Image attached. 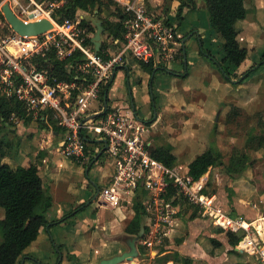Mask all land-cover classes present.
<instances>
[{"label": "built area", "instance_id": "2783aa9c", "mask_svg": "<svg viewBox=\"0 0 264 264\" xmlns=\"http://www.w3.org/2000/svg\"><path fill=\"white\" fill-rule=\"evenodd\" d=\"M118 1L129 14L124 40L113 41L115 49L96 51L89 12L70 14V0H0V96L20 102L34 119L48 120L51 114L65 131L60 151L69 158L84 162L88 136L99 142L96 151L111 161L113 173L99 188L97 203L117 206L138 199L148 219L146 244H161L176 232L187 202L215 227L243 231L237 248L264 259L259 224L224 211L207 192L206 173L195 179L157 160L152 126L131 107L105 103L102 91L115 68L130 61L166 67L184 46L177 22L151 11L144 0ZM6 3L25 23L48 19L52 27L38 35L19 34L5 17ZM56 61L66 78L59 77ZM11 118L19 119L16 113Z\"/></svg>", "mask_w": 264, "mask_h": 264}, {"label": "rangeland", "instance_id": "374dc122", "mask_svg": "<svg viewBox=\"0 0 264 264\" xmlns=\"http://www.w3.org/2000/svg\"><path fill=\"white\" fill-rule=\"evenodd\" d=\"M172 1L173 0H164V3L161 6L154 7L149 3L150 1L148 2V0H146L148 7L151 11L161 13V15H164L166 18H169V20L172 19L179 24V20H177L176 17L178 15L180 0H175L174 2ZM203 2L204 1L202 0H198V4L194 9H197L198 6H200L201 8H199L196 13L192 15L191 18H187L184 22H181L182 24L179 26V30L181 32H186V28L191 27L193 24H195L197 29H195L194 32L198 31V33L200 34L198 35V33H195L192 37L191 34H193V32L189 34L190 39H187L186 58V60H188L189 62V66L188 64L184 63V68L181 71L182 73H184L185 69L187 68V72L189 73L187 84H189V86L193 88V90L191 91V96L195 97L200 96V94H202L204 95V97L200 98L199 100L203 99L206 102L209 101L215 103L222 99L223 101L220 105V108L218 109L220 110L222 107H224V104L228 99H232L235 95L246 91L247 87L251 86L252 82H254L256 78L264 77V60H262V56L259 54L264 51V7L261 8L258 5L259 1L257 0L248 1L246 5L248 8H252V10L248 9L246 19L239 20L236 24V26L243 33H245L247 37H252L253 39V42L250 43L249 41L248 44L250 54L245 61L247 64L243 68V70H246L247 68L250 69L255 66L254 70L248 76H245L243 74L239 76L233 75L232 79L229 82H224L220 84V78H223L224 74L220 71L217 60L222 57L221 50L218 49L222 42V38L219 36H215L212 32V27L209 21V12L207 6H205V2L204 4ZM117 3L122 9L124 8L123 4L119 2ZM188 8L190 7H186L184 11ZM89 18L90 22H92V26H96L94 19H100L102 21L104 19H108L113 22H118L119 14L116 9V6L111 5L110 8L104 9L102 14H99V12H89ZM248 20L254 21V27H248V25L246 24ZM94 34L92 33V37L94 36ZM201 36H203L204 40V49L208 51L210 50L211 55H209L207 52L202 51V43H200L201 41L199 40V37ZM101 40L102 44L104 42L111 49H115L114 43L107 38L106 30H104V32L102 33ZM180 58L181 56L179 57V59ZM183 61H185L184 58ZM185 65H187V67H185ZM160 74H165V76L171 75L170 73L163 71L158 73V75ZM123 76L124 70L119 69L115 78L116 90L113 92V94H115L118 99L122 100L125 96H127L128 92V82L123 79ZM133 79L134 74H132L131 78L129 79L131 80V83L133 82ZM164 82H166V80H164ZM163 89L166 90V88ZM146 92V89L144 87H141V92L138 93V96H146ZM258 98L259 93L257 92L256 84H254V111H249L248 109L239 106L243 108L245 112L241 113L240 116L237 117L235 122L228 123L227 114L230 112L232 106H237L235 104H230V109L228 113L225 117H222L223 120L219 122L217 129L215 130L213 128L211 130L212 132H210L207 136V142L199 139V147L193 150L190 149L191 146L188 145V142H185V144L188 146V150L184 152V145L183 154H181L179 150L177 151L178 157L175 161V165H177V167L182 171L183 168L181 165L184 162L186 163L187 161H191L199 152H202L207 145L209 147L214 142L213 140H215L217 145L222 149L225 157V162H228L232 152V148L234 146L244 147L247 136L251 132H254L256 134L261 133L262 127L260 125V118L264 120V92L261 94L260 99ZM145 100L147 102V98H145ZM259 101L260 103H258ZM146 102H144L143 100H138V105L140 107L138 109V114L142 119H147L149 117V119L151 120L150 122L152 123L154 122L153 109L151 108L150 113H148L147 111L149 110V107H147L148 104ZM258 104L261 105L259 107H256ZM177 115H180V113L171 115L172 122L174 120L173 116ZM49 116H51L52 119L55 120V118L51 114ZM165 116L166 115H164V118ZM178 118H175V120ZM39 119L40 118H33V120L29 122V124H26L25 122L21 123L22 126H25L30 130H32L33 128L40 130L53 129L52 122L48 121L49 119L46 120V124L44 125V127L39 124ZM12 121L15 125L19 124L16 118H13ZM165 122H170V120L168 118H166L164 122L162 120L160 125L158 124L157 129L155 130L158 131L160 128H168V125ZM163 123L165 124L163 125ZM221 125L222 129H220ZM178 127L179 126L175 121V132L178 130ZM24 130L26 129L23 128L22 131L24 132ZM155 130L152 128L151 138L153 139V144L155 146L160 144H166L165 136L163 135L161 137V135L155 133ZM60 132L63 136L64 131L60 129ZM18 136V133L13 134L10 131H8L7 133V137L10 138L12 142H14L13 148L7 150L11 157L15 156V154L18 155L20 153L19 149L21 148L17 146L16 150ZM33 137V131H26L25 135H23L22 139H24L26 142V145H23L25 146V148L30 147V142L33 140ZM55 145L57 146V144ZM96 148L97 147H95L94 152H97ZM248 153L252 160V165L247 169V173L244 172L245 174H242L243 177L247 175V178L241 179L242 183L240 186L242 187V189L239 195L236 194L234 189L230 186L231 178L224 173L223 167L221 166H218L216 170V172H218L217 175L219 176V179L216 180V182H212L210 180L208 183L207 190H209V193H217V202L219 201L218 205L220 207L222 205V207L231 215L237 214L236 209L234 208L232 203L233 198L245 197L247 203L244 204V214L247 220H251L256 218L257 215L255 217H250L248 215L249 212H254V210L262 213L264 212V178L262 179L258 177L260 174L259 171L263 172L262 174L264 177V150H261L257 153L254 150H249ZM257 154L263 157H259V155ZM87 157L88 158L86 160V163L84 165H80V162L74 159L57 155L55 158V167L58 172L53 173L56 174V176L52 175L51 180L53 181L54 179H57L59 181H64L68 183V185L70 184L71 188L76 192H80V196L85 197L87 202L92 201L86 207L88 213L90 212L92 214V221L100 219L97 223L92 222V234L94 235L95 233V236L92 239L93 247L96 248L97 251L102 248L101 251L104 254H108L109 252L119 247L122 249L118 250L116 254H120L123 251L129 249L127 240L137 235H131L124 230L126 222L124 224L123 222L118 221L113 222L114 216H112V211H104L105 209H110V207L106 208L105 205L97 203V188H101L104 182L107 181H103V174L107 172V168L102 167L104 168L103 170H100L99 168H101V166L103 165L105 166V164L107 165L105 167H108L109 164H111V161L108 160L105 156H103L100 158V161L95 166H93L90 171H88V173H84V170H87V167L91 162L92 148L89 149ZM84 166L85 169L83 168ZM215 173L213 174V176H216ZM242 176L239 177L243 178ZM87 182L89 183L87 184ZM254 186L257 189H255ZM183 208L186 212L185 214L189 217L181 216V218L184 219L182 222H180V225L177 227L176 232L173 233L171 236L166 237L161 244H146L145 240L147 237L145 233L142 237L138 238L137 245L139 255L137 258H135L138 264H168L170 262L165 263L163 261L165 258L164 256L166 254H174L180 252L183 255H188L192 247L200 249V245H202L210 253H214V250L220 251L218 256L215 257L216 262L220 264H230V261H233L235 263L241 261L247 264H264V259L260 258L259 255L250 254L246 251H242L240 248H238L240 254L229 251L228 255L230 259L228 261H222L223 258L226 257L225 251L223 250L222 241L224 240L228 244L225 232H219L218 228H216L207 217L201 215L199 209L195 212L196 217H193L192 212L194 211L195 207H191L189 203L184 202ZM0 212L4 214V209L2 207H0ZM49 212H53V209ZM71 231V229L65 231V233L68 235V239H73L75 237L73 232ZM42 234L46 236V241L43 242L42 245H38L37 243H35L36 245L32 247L35 256H32L30 258L34 261L31 263V260L27 259V264H47L48 262H45L43 257L47 258V261L49 262L54 261L55 263H57L60 261L61 253L59 248H56V243L58 244V238L55 237L56 231H46ZM213 239L221 242V245L217 246L216 244H214V242L212 241ZM2 240L3 232L0 229V245L2 243ZM111 241H114V243H112ZM117 241L120 244L117 243ZM104 242H108L106 243L107 247L105 248H103ZM67 243L70 244L71 241L67 240ZM228 248H230L231 250L232 247L228 244ZM73 260L76 263L78 261L77 259ZM124 263L130 264V262L128 261H124L120 264ZM199 264L209 263L200 259Z\"/></svg>", "mask_w": 264, "mask_h": 264}, {"label": "crops", "instance_id": "0c3cea01", "mask_svg": "<svg viewBox=\"0 0 264 264\" xmlns=\"http://www.w3.org/2000/svg\"><path fill=\"white\" fill-rule=\"evenodd\" d=\"M116 1L121 3L118 0H116ZM144 1L146 2V0H144ZM174 1L175 0H173L172 2H174ZM202 1L205 2V0H202ZM248 1H250V0H247L246 3ZM257 1H259L258 5L261 8L264 7V0H257ZM148 2L154 7H159L164 3V0H148ZM176 2H178V1H176ZM204 2H203V4H204ZM195 3L197 5L198 0H195ZM146 4H147V2H146ZM205 6H206V3H205ZM199 8H201V7L198 6L197 9L188 8L187 10H185L183 13L184 20L182 22H184L187 18H191L192 15H194ZM246 9H247V14H248V9L252 10V8L251 9L248 8L247 5H246ZM246 17H247V15H246ZM209 21H210V15H209ZM246 24L248 25V27L249 26L254 27V25H255L254 21H251V20H248V22ZM195 29H197V27L195 26V24H193L191 27L186 28V32H181L179 30V35H180V37H182L183 45H184V47H183V52H184L183 58H184V60H185V58H187V39L188 40L190 39V36H189L190 33L193 32V34H191V37L195 33H198V31L194 32ZM212 32L214 33L215 36H219L222 38V36L220 34L216 33L213 28H212ZM198 35H200V34L198 33ZM205 39H206V37H205ZM199 40L204 41L203 36L199 37ZM239 41H240V44L242 46L247 47L248 56H249L250 50H249L248 44H249V41H250V43L253 42L252 37H247L246 34L240 30ZM223 42H224V40L222 38V42L218 48L219 50H221L222 56L224 55ZM259 54L263 57L264 51H262ZM245 61L240 66H237L234 68V70H233L234 74H237V76H239L249 69V68H247L246 70H243V68L247 64ZM184 63H185V61H183V59L178 58V59L170 62V64L168 66H166L168 69L173 70L176 75H172V76L166 75V76H168V77H166L165 74H160V75H158V73L156 74L155 79H154V90H153V92L155 94V101H154V97L151 93L150 86H149L150 75L141 68L140 64L137 61H130V63L125 68H122V70H124L123 79H125L126 82L131 84V91H132L133 96H134L133 99H134V104L136 107L135 109H133L130 98H129V93H128L129 89L127 92V96H125L123 100L118 99V97L115 96V94H113V92L116 90V87H115L116 76L114 78V83H113V85L110 88L109 93H108L109 105L115 106V107H118L121 109H126L128 107H131L132 110L134 111V113L139 118H140V116L138 114V109L140 107L138 105V100H143L144 102H146L145 98H147L146 103L148 104L147 107H149V110L147 112L150 113L151 108L153 109L154 122L151 123L150 122L151 120L149 119V117L147 119H142V118H140V119L149 123L154 130L157 129V125L158 124L160 125L162 120L164 122V120L166 118H168L170 120V122H165L168 125V128L167 127L166 128H160L158 131L155 130L156 131L155 133H157L158 135H161V137L163 135L165 136L166 143H170L173 147V153L176 155V160L178 157L177 151L179 150L180 153L183 154L184 145H185L184 152L186 150H188V146L185 144V142H188V145L191 146L190 149H192V150L199 147L198 146L199 139L207 142V140H208L207 136L209 135L210 132H212L211 130L215 127V125L217 124V126H218L219 122L221 120H223L222 117L226 116V114L228 113V111L230 109V104L242 106V107L248 109L249 111L250 110L254 111V84H256L257 92L259 93L258 99H260L261 94L264 92V77L263 78L258 77L254 80V82H252L251 86L247 87L246 91H244L243 93H240L238 95H235L232 99H228L225 102L224 107H222L220 110H218L220 108L222 101H223L222 99H220L219 101H217L215 103V102H209V101L206 102L203 99L199 100L200 98L204 97V95H202V94H200V96H195V97L191 96V91L193 90V88L191 86H189V84H187L189 73L186 77L178 76V74L182 73L181 70H183V68H184ZM249 63H250V61H249ZM187 64L189 66L188 60H187ZM170 65H171V67H170ZM132 74H134V79L132 80L133 85L131 83V80H129L131 78ZM116 75H117V73H116ZM164 80H166V82H164ZM229 81L230 80H228L224 76H223V78H220V84H222L224 82L226 83ZM141 87L142 88L144 87L146 89V91H147L146 96H140V97L138 96V93L141 92ZM220 87H221V85H220ZM163 88H166V90H164ZM258 103H260V101ZM260 105L261 104H258L256 107H259ZM176 113H180V115L173 116L174 120L172 122V120H171L172 116L171 115L176 114ZM164 115H166L165 118H164ZM175 118H178V119L175 120ZM17 121L19 124L12 127V130L14 132H11V133H13V134L18 133V135H19L17 138L16 150H17V146L19 148H21V149H19L20 153L18 155L15 154V156H12V157L10 156V154H8L4 158H1L0 161L2 163H8L14 168H16L19 165L27 166L29 164V162H31V161H34L38 164L40 176L42 177L46 187L48 188V190H49V192L53 198V207H52L53 212H49L47 214V217L51 222L64 217L65 215L69 214L73 210H76V214L73 217H71L69 221L59 223V224H51L50 226H47L46 228L42 229L38 238L30 246H28V248L25 250V252H24L25 255L20 259L18 264H27L28 263L27 259H30L32 256H35L34 251L32 249V247H34L36 245L35 243H37L38 245H42V243L46 241V236L43 235L42 233H44L46 231L52 232L53 230L56 231L55 237L58 238V245L62 246L61 250L59 249L60 253H61V258H60L59 262L55 263L54 261L49 262V261H47V258L40 256V257H43L45 262H48L47 264H54V263L55 264H97L101 259L115 255L116 252L122 248L118 247L117 249H114L113 251L109 252L108 254H104L101 251L102 248L99 251H97V249L94 248L92 245V239L95 236V233H94V235L92 234V222L97 223L98 220H100V219H98V220L92 221V214L90 212L88 213V210L86 207L92 201L87 202L85 197L80 196V192H76L71 188L70 184L68 185V183H66L64 181H59L57 179H54L53 181L51 180L52 175L56 176V174H53V173L58 172L56 170V167H55L56 156L61 155V156L67 157V156L63 155L62 152L60 151V144H61L62 140L64 139L65 131L63 130L64 133L62 136V133L60 132V130L55 131V130H53L54 128L49 129V130H44V129L40 130V129H34L33 128L32 130H30V129L26 128L25 126H22L21 122H25L23 119H17ZM175 121H176L177 125L179 126L178 130L176 132L174 130ZM165 123H163V125ZM23 128L26 129V130H24V132L22 131ZM220 129H222V125L220 126ZM26 131H33V133H34V137H33V140L30 142L29 148L28 147L25 148V146H23V145H26L25 140L22 139V137H23V135H25ZM30 133H32V132H30ZM55 144H57V146ZM207 148H208V145L206 146V148L204 150H206ZM261 150H264V149H259L256 151V153L261 151ZM202 152H199L197 155H199ZM257 155H259V154H257ZM259 157H263V156L259 155ZM67 158H69V157H67ZM86 160L84 162H80V165H84L86 163ZM99 161L100 160L96 161L93 164V166H95ZM191 161H187L186 163L184 162L181 165L183 168L182 171L175 164H174V168L180 170L182 173H188V166H189ZM89 166L92 169V167H93L92 163H90ZM105 166H107V165L105 164ZM105 166L103 165V166H101V168H99L100 170L107 168V172H105V174H103V178H104L103 181L107 180L106 182H104V184H106L110 180V176L113 173V167L111 164H109L108 167H105ZM88 167H87V170H84V173H88V171H89ZM102 167H104V168H102ZM83 168L85 169V166ZM247 169L245 170V173H247ZM216 170H217V167H210L208 169V171L206 172V175L208 176L209 181L211 180L212 182L213 181L216 182V180L219 179V176L217 175L218 172H216ZM259 172H260V174L258 177L263 179L264 178L263 174H262L263 172L262 171H259ZM214 173L216 176H213ZM246 176H244V177L242 176L243 178H241V177L231 178L230 186L234 189V191L238 195L242 189V187L240 186L242 183L241 179H246L247 178ZM91 182H92V180H91ZM88 183L89 182H87V184ZM254 188H255V186H254ZM255 189H257V188H255ZM98 190H99V187L97 188V191ZM263 191H261V192H263ZM213 194H215L218 198L217 193L214 192ZM232 203H233L234 208L236 209V213H237L236 217L244 218L247 220V218L244 214L245 213L244 204L247 203L245 197L244 198L243 197H240V198L234 197ZM109 207H110V209H105L104 211H112V216H114L113 222L118 221V222H123V224L126 222L125 227H124V230H125L128 222L135 215V210L133 208V204H129L126 202V203H123V204L117 205V206H109V205L106 206V208H109ZM221 208L224 211H226L222 207V205H221ZM185 213L186 212L183 211L182 216L189 217ZM4 215H5V211H4V214L2 212H0V219L3 218ZM248 215L250 217H255L257 215L256 218L251 219V220H247V221L251 222L253 225H254L255 221H258L261 218H263V220H264V212L262 213V212H258V211L254 210V212H249ZM183 219L184 218L180 217V222H182ZM142 222L145 225V235H146L147 232L149 231V228L147 226L148 219L145 218V215H144ZM216 228H219V227H216ZM69 229L72 230L71 232H73V234L75 236L73 239H68V235L65 233V231L69 230ZM67 240H70L71 243L68 244ZM223 241H222L223 250L225 251L226 257L223 258L222 261H224V260L228 261L230 259L229 255H228L230 248H228V244L225 241L224 242ZM111 242L114 243V241H111ZM106 243H108V242H106ZM106 243L104 242L103 248L107 247ZM117 243H119V242L117 241ZM199 247H200V249L192 247V249L188 255L193 257L197 262H199V260L201 259L203 261H206L209 264H220V263L216 262V260H215V257L218 256L220 251L214 250V253H210L202 245H200ZM73 259H77L78 260L77 263ZM30 260H31V263L34 261L32 259H30ZM167 262H170L168 264H174V262L172 260L167 261ZM234 263L235 262L230 261V264H234ZM124 264H127V263H124ZM137 264H138V262H137Z\"/></svg>", "mask_w": 264, "mask_h": 264}, {"label": "trees", "instance_id": "16d2710c", "mask_svg": "<svg viewBox=\"0 0 264 264\" xmlns=\"http://www.w3.org/2000/svg\"><path fill=\"white\" fill-rule=\"evenodd\" d=\"M246 1L247 0H205L210 15V24L215 32L220 34L224 40V55L217 60V63L220 71L229 80L232 79L233 75H237L233 73L234 68L240 66L248 57V49L240 44V30L236 26L239 20L246 18ZM69 5L71 7L70 14H73L78 9L90 13H94L98 9L99 14H102L104 9H108L111 5H115L119 14V21L113 22L104 19L103 25L107 32V38L110 39V41L113 42L116 39L124 40V20L129 17V14L124 8L122 9L115 0H70ZM186 7L195 8V0H180L178 15L176 17V19L179 20L178 26H180L183 21V11ZM96 29V26L90 27L93 34L96 32ZM200 43H202L203 47V41ZM107 47L108 46L103 42L101 51H104ZM202 51L211 55L210 51L205 50L204 47L202 48ZM183 57L184 52H182L181 59H183ZM262 60H264V55ZM137 62L140 64L141 68L150 75L149 86L155 101L153 90L156 74L161 71L168 72L171 75L176 74L173 70H170L165 66H155L153 62ZM56 64L59 77L66 78L65 72L60 68L62 63L60 64L56 61ZM185 67H187V65H185ZM254 67L255 66L245 71L243 75H250L254 70ZM187 75V68L184 73L178 74L180 77H186ZM113 83L114 80L105 86L102 91L103 97H105L106 93H109ZM128 89L129 98H133L134 96L131 91L130 83H128ZM243 112H245L243 108L232 106L230 112L227 114L228 123L235 122L237 117ZM13 113H16L19 119H23L27 124L33 120V117L29 116L20 102L0 96L1 158L7 156L9 154L7 150L14 146V142L7 137L8 131L14 132L12 127L15 126V124L11 118ZM48 119V121L52 122L55 131L60 129L64 130L58 124L57 120H53L51 116H49ZM39 122L42 127L46 124V120L42 118L39 119ZM260 125L262 127L260 134L251 132L247 136L244 147L234 146L232 148L228 162H225L222 149L217 145L216 141L213 140L214 142L206 150L197 155L190 162L188 173L193 178L198 179L205 174L210 167L221 166L223 167L225 174L230 178L242 176L245 170L252 165V160L248 151L264 149V120L262 118H260ZM214 129H217V124ZM86 143V154H88L89 149L92 148L90 163H92L93 166L96 161L100 160L103 153L94 152L95 147L99 146L97 140L88 136ZM152 154L157 160L161 161L166 166L174 167L176 155L173 153V147L170 143L155 146L152 150ZM174 191L175 188L172 186L171 192ZM207 192H209V190H207ZM0 207L5 211L4 217L0 219V229L3 232V241L0 245V264H18L20 259L25 255V250L38 238L42 229L51 224L67 222L76 214V210H73L64 217L52 222L48 219L47 214L53 207V198L40 176L38 164L34 161L29 162L27 166L19 165L16 168L8 163H2L0 161ZM133 208L135 210V215L128 222L125 231L131 235H137L140 231L145 209L138 199L134 200ZM196 211H198L197 207H195L192 212L193 217H196ZM231 216L236 217V214H232ZM218 231L225 232L227 242L232 247L229 251L240 254L236 247L244 236V232L241 231L234 233L222 228H218ZM212 241L217 246L221 245V242L215 239ZM56 248L61 250L62 246L56 244ZM164 257L163 261L165 263L172 260L174 264H199V262L193 257L183 255L180 252L166 254ZM234 264L247 263L238 261Z\"/></svg>", "mask_w": 264, "mask_h": 264}, {"label": "water", "instance_id": "95a60500", "mask_svg": "<svg viewBox=\"0 0 264 264\" xmlns=\"http://www.w3.org/2000/svg\"><path fill=\"white\" fill-rule=\"evenodd\" d=\"M3 11L5 13L6 19L15 29V31L22 35H25V34L26 35H38V34L46 32L48 29L52 27V23L48 19L25 23L13 13V11L10 9L7 3L4 4ZM95 12L98 13L99 10L97 9ZM94 22H95L97 29H96L94 36L92 37V42L95 46L96 51H100L101 46H102V40H101L102 33L104 32L105 28H104L102 20L94 19ZM185 63L187 64L186 58H185ZM119 69H122V68L121 67L115 68L113 75H112V81L114 80L116 73ZM107 101H108V93L105 94L106 104H107ZM130 101H131L133 109H135L136 107L134 104V99L132 97L130 98ZM96 116L97 114H95L92 117H96ZM89 169H90V166L88 167V170ZM144 233H145V225L142 222L140 226V231L137 234V236L131 237L127 240V244L129 247L128 250H125L120 254H115L111 257L103 258L97 264H120V263H123L124 261L130 262V264H137V262L135 261V258H137L139 255L137 242H138V238L142 237Z\"/></svg>", "mask_w": 264, "mask_h": 264}, {"label": "bare ground", "instance_id": "6f19581e", "mask_svg": "<svg viewBox=\"0 0 264 264\" xmlns=\"http://www.w3.org/2000/svg\"><path fill=\"white\" fill-rule=\"evenodd\" d=\"M254 224H259L258 227H259L260 230H261L260 232H261L262 235H264V234H263V231H262L263 226H264V220H263V218L259 219L258 221H255Z\"/></svg>", "mask_w": 264, "mask_h": 264}]
</instances>
